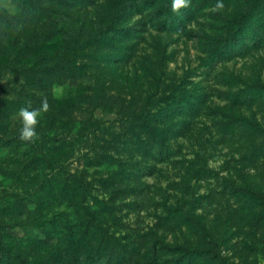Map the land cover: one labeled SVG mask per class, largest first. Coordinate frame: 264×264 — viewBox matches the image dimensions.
I'll list each match as a JSON object with an SVG mask.
<instances>
[{"label": "rangeland", "instance_id": "rangeland-1", "mask_svg": "<svg viewBox=\"0 0 264 264\" xmlns=\"http://www.w3.org/2000/svg\"><path fill=\"white\" fill-rule=\"evenodd\" d=\"M211 2L188 0L174 32L127 0H0V264H92L68 250L82 212L107 236L95 264H264V0ZM117 12L126 37L103 45ZM230 15L232 53L207 66ZM178 92L201 95L197 113L145 153L132 114ZM44 96L22 141L19 109Z\"/></svg>", "mask_w": 264, "mask_h": 264}, {"label": "trees", "instance_id": "trees-1", "mask_svg": "<svg viewBox=\"0 0 264 264\" xmlns=\"http://www.w3.org/2000/svg\"><path fill=\"white\" fill-rule=\"evenodd\" d=\"M173 0H127V5L130 8L129 11L133 13H141V11L148 10L150 8H156V12L153 13L155 23L159 30H168L179 32L181 31L183 14L180 9L177 12L172 11ZM212 5L217 3H223L228 5L230 0H213ZM123 19V15L119 12L116 13L113 22L111 23V29L114 32V36H109L101 39L103 45L113 46V39H122L126 37V31L117 26L119 21ZM232 18L231 15L226 19L225 23L219 27L222 30L219 37L214 38L213 41L205 48V57L203 58L204 64L211 66L217 59L228 57L232 53L234 47L233 32H231ZM100 55H103L104 52ZM104 60H110V56H102ZM71 72H80L79 66L70 68ZM259 94L258 90L251 92V94L241 95V93H234L232 99L234 102L241 101L243 103H249ZM200 94L183 93L178 92L177 94L169 93L158 99V102L154 104L155 110H141L138 113L132 114L135 129V140L138 146L142 147L145 153L152 154L155 145L162 147L163 141L169 139L171 136L178 135V130L172 127V120L174 118H183L185 121L187 118L195 115L198 110V104L201 101ZM168 122V123H167ZM237 119H229L226 123V128L232 129L236 125H242L251 135H255L259 131V126L253 121H246L238 123ZM144 133L145 135H142ZM152 139L153 143L148 144V139ZM97 204L103 211L111 212L107 203L103 201H97ZM82 217H79V223L76 229L79 235L74 236V230L71 234V240L69 243L68 250L72 257H77L79 252V246L84 245L88 260L95 264L98 259H101L102 254L106 253V245L108 242L103 240L107 236L104 234L103 227L100 223L94 221V217L88 216L87 214L81 213ZM88 216V217H87ZM106 236V237H105ZM93 241V245L90 244ZM97 245L93 251L92 247ZM202 250L192 251L188 254H183L179 258L174 260V264H194L197 259L202 258ZM111 261H106V264H110ZM204 264H207L204 262Z\"/></svg>", "mask_w": 264, "mask_h": 264}, {"label": "clouds", "instance_id": "clouds-1", "mask_svg": "<svg viewBox=\"0 0 264 264\" xmlns=\"http://www.w3.org/2000/svg\"><path fill=\"white\" fill-rule=\"evenodd\" d=\"M188 0H173L172 11L177 12L181 7H187ZM224 7L223 3H217L214 7V11L220 10ZM49 103L47 96L41 99V106L39 108H32L31 101L27 103V106L19 109L18 116L20 118L21 127L19 129L20 139L26 142H35L39 139V135L36 131V126L39 123V117L42 113L49 111Z\"/></svg>", "mask_w": 264, "mask_h": 264}]
</instances>
